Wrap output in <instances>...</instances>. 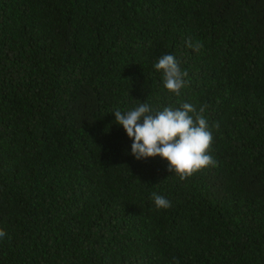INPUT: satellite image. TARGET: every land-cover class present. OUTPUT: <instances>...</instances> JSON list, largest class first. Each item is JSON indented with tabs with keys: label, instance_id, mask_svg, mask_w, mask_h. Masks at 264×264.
<instances>
[{
	"label": "trees",
	"instance_id": "trees-1",
	"mask_svg": "<svg viewBox=\"0 0 264 264\" xmlns=\"http://www.w3.org/2000/svg\"><path fill=\"white\" fill-rule=\"evenodd\" d=\"M146 101L205 107L215 165L136 161ZM0 228V264H264V0H0Z\"/></svg>",
	"mask_w": 264,
	"mask_h": 264
},
{
	"label": "clouds",
	"instance_id": "clouds-1",
	"mask_svg": "<svg viewBox=\"0 0 264 264\" xmlns=\"http://www.w3.org/2000/svg\"><path fill=\"white\" fill-rule=\"evenodd\" d=\"M187 44L196 51L203 47L201 43L193 44L191 41ZM153 68L161 74L164 89L179 97L186 86L188 72L181 69L177 58L171 54L163 55ZM112 114L115 124L132 142L130 155L138 162L159 157L167 162L168 172L180 180L216 163L210 154L214 135L205 107L197 110L194 105L184 102L178 107L157 109L146 101L124 111L117 109ZM151 198L158 210L171 207V202L161 194L153 192ZM6 235V231L0 228V239Z\"/></svg>",
	"mask_w": 264,
	"mask_h": 264
}]
</instances>
